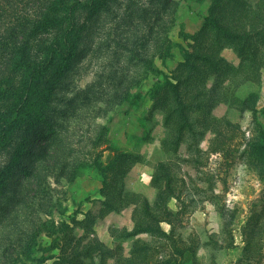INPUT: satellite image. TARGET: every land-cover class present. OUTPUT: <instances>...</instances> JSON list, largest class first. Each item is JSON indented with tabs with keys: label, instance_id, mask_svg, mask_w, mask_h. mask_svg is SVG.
Returning <instances> with one entry per match:
<instances>
[{
	"label": "rangeland",
	"instance_id": "374dc122",
	"mask_svg": "<svg viewBox=\"0 0 264 264\" xmlns=\"http://www.w3.org/2000/svg\"><path fill=\"white\" fill-rule=\"evenodd\" d=\"M61 1L0 0V264H264V3ZM210 47L176 134L150 89Z\"/></svg>",
	"mask_w": 264,
	"mask_h": 264
},
{
	"label": "trees",
	"instance_id": "16d2710c",
	"mask_svg": "<svg viewBox=\"0 0 264 264\" xmlns=\"http://www.w3.org/2000/svg\"><path fill=\"white\" fill-rule=\"evenodd\" d=\"M61 1V0H60ZM66 0H62L61 3H64ZM260 2L264 3V0H260ZM56 7V6H55ZM54 14H58L59 11L53 10ZM49 17L45 16L44 23L49 24ZM208 25L211 24V26L215 29L216 36L218 38L221 37H227L229 36V30H226L220 26L215 19L207 18ZM53 31V30H52ZM79 35H84L87 33H84V30H79ZM18 33V34H17ZM15 36L17 37H24L26 34L25 32H14ZM30 34V32L28 33ZM27 34V35H28ZM31 37V36H30ZM62 40L66 41V44L64 45L65 48H68L67 51L71 49L72 43L70 41V34H67L64 32L61 36ZM68 37V38H67ZM85 37V36H83ZM59 41L57 38L54 42H49V44L52 45V43H58ZM61 42V41H60ZM26 43V42H25ZM32 43L31 40H28L26 43L25 48L27 49L28 45ZM10 46H7V49H9ZM21 49L17 48L16 50H13V54H16V52H20ZM18 55V53H17ZM18 57V56H17ZM16 57V58H17ZM15 58V57H14ZM203 62L206 65L207 72L201 73L200 70H196L194 65L188 61V59L185 57L183 60L179 61L174 68L173 72H171V76L168 74H162L161 79H159L157 82H155L151 89H150V98L152 99V107L153 108H159L163 107L165 105H168V103H171V108L166 111V114L164 116L165 126L169 127L171 126L172 130L176 133H182L185 131H188L190 133V136L196 135V122L192 120L191 111L196 112L200 111L201 107L204 106L209 102L207 98L205 99V95L203 94V90L199 91V89H206L207 80H208V74L209 70L211 71L212 75H214L216 72L215 69V63L217 61L221 60V56L218 53L217 50L212 49L211 47L208 49V51L203 55ZM146 64V67L151 72H155L156 68L153 63L152 58H148V60L144 61ZM59 70V66H56L55 71ZM215 84V83H213ZM216 86V85H213ZM216 88V87H215ZM213 101V98L211 99ZM48 131V130H47ZM52 133V132H50ZM55 131L53 132L52 136L54 137ZM198 134V133H197ZM203 135V132L200 131V136ZM41 140H45L44 136L41 137ZM166 190V188H165ZM163 192V190L161 191ZM158 199H161V194H159ZM158 205V204H157ZM147 207V206H146ZM148 228H141L137 227L134 232H131V235H134L135 233L141 232V231H147Z\"/></svg>",
	"mask_w": 264,
	"mask_h": 264
}]
</instances>
